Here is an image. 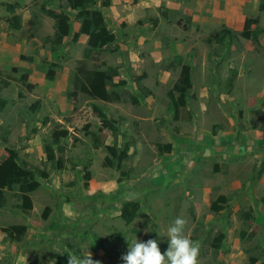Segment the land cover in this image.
Here are the masks:
<instances>
[{
  "label": "rangeland",
  "instance_id": "1",
  "mask_svg": "<svg viewBox=\"0 0 264 264\" xmlns=\"http://www.w3.org/2000/svg\"><path fill=\"white\" fill-rule=\"evenodd\" d=\"M97 3L115 39L83 62L118 75L112 85H87L70 97L87 41L72 39L75 12L66 0H0V162L13 149L20 166L48 175L37 178L28 217L16 191L4 192L0 230L26 232L14 240L0 231V264H55L87 251L101 264H124L136 239H154L166 252L177 217L187 219L185 234L200 244V264H264V33L255 41L239 35L246 19L258 17L249 30L264 29L262 1ZM9 6L21 21L17 31L7 24ZM44 10L69 16L60 47L52 45L54 22ZM221 28L235 33L222 45L212 41ZM183 64L191 68L192 88L174 120L167 95ZM23 73L32 89L20 81ZM112 93L120 100L110 101ZM58 130L65 136L53 145ZM47 143L53 162L43 152ZM128 201L139 207L130 222L119 214ZM214 203L223 208L212 210Z\"/></svg>",
  "mask_w": 264,
  "mask_h": 264
},
{
  "label": "trees",
  "instance_id": "2",
  "mask_svg": "<svg viewBox=\"0 0 264 264\" xmlns=\"http://www.w3.org/2000/svg\"><path fill=\"white\" fill-rule=\"evenodd\" d=\"M66 1L69 8L75 12L74 18L79 25L78 30L72 37L73 41H75L80 36L87 37L83 60L78 63L73 77V91L70 92V97H74L79 92H87V85H112V79L118 74L117 70L114 68H108L105 71L88 70L86 69L85 63L83 62L90 57L92 52L104 50L109 45H111L115 39L114 34L106 27L102 10L97 6L98 0ZM261 1L262 3L258 6L259 12L264 11V0ZM101 6L108 7L109 2L105 1ZM13 9L14 8L12 6H9L8 12L11 14V16L7 18V24L9 29L17 31L21 27V21L19 16L14 13ZM44 11L45 14L54 22V37L52 45L60 47L63 39L68 37L70 34L69 16L63 11L59 13H52L49 10ZM162 17H165V13L162 14ZM187 19L189 20V17ZM257 21L258 17L254 19H246L244 21L243 30L239 33V35L244 39H251L255 41L260 33H264V29L249 30L251 25L257 24ZM175 25L180 26V23L177 21ZM234 34V32L228 30L227 28H221L219 31L214 33L212 41L222 45L225 42L230 41ZM49 66L50 67L45 74V78L48 81H52L55 74L54 68H56L58 64L53 63ZM11 71L16 72L17 68L12 67ZM27 76L28 75L26 73H23L20 75L19 79L22 84L25 85V87L32 89L33 85L27 83ZM6 77L13 79L10 75H6ZM233 77L234 76L232 75L229 77V80H227V90L232 87ZM191 88V68L188 64H183L176 82L173 84L167 95L168 108L172 112V118L174 120L178 119V110L187 106ZM109 99L113 102L120 100L116 93L110 94ZM37 107L38 103L36 102L30 106V109L34 110ZM94 110L97 112L98 118L100 119L103 127L108 128L116 133V127L112 126L110 120L107 119L103 110L97 107H94ZM64 136V131H54L52 135V144L57 145L59 139ZM168 148L169 147L166 149ZM43 152L48 162H53L55 160V152L51 144H45L43 147ZM7 154V157L0 162V209H4L7 204L4 192L16 191L14 197L19 202L18 207L21 213L25 217H28L32 210L30 194L39 188V182L37 181V178L40 177L41 179H47L48 175L45 171L39 170L38 168L26 169L20 166L17 162V154L13 149H7ZM107 163L108 165L112 166V162H108L106 159L104 164ZM218 201H220V203H225L226 199L224 196H220ZM138 208V204L135 201H128L122 204V207L120 208V218L126 222H130L137 214ZM221 208L223 207L221 205L217 206L216 203L211 206V209L214 211H217V209L220 210ZM1 232L5 233L10 239H14L13 237H15V239H20V237L25 234L26 228L24 226H10L9 228H2ZM67 261L68 255H63L57 259L55 264H67Z\"/></svg>",
  "mask_w": 264,
  "mask_h": 264
},
{
  "label": "clouds",
  "instance_id": "3",
  "mask_svg": "<svg viewBox=\"0 0 264 264\" xmlns=\"http://www.w3.org/2000/svg\"><path fill=\"white\" fill-rule=\"evenodd\" d=\"M85 180L84 185H87L90 178ZM187 223V219L177 217L172 225L168 227V247L166 252L161 253L158 242L154 239H148L147 241H138L136 239L128 248L127 253L122 255L121 259L124 264H200V244L185 234ZM67 264H101V262L93 260L92 254L87 251V254L83 257L75 254L68 256Z\"/></svg>",
  "mask_w": 264,
  "mask_h": 264
}]
</instances>
